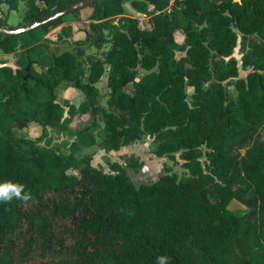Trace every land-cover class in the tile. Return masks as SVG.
<instances>
[{
  "label": "trees",
  "instance_id": "1",
  "mask_svg": "<svg viewBox=\"0 0 264 264\" xmlns=\"http://www.w3.org/2000/svg\"><path fill=\"white\" fill-rule=\"evenodd\" d=\"M20 1L26 25L77 0H0V7L16 10ZM124 1L85 6L87 40L97 48L110 42L86 69L75 53H53L45 41L82 8L22 33H0V52L15 56V67L0 64V182L21 183L31 196L0 202V264H158L160 256L166 264H264V0H131L149 15L148 28L124 14ZM238 32L241 63L251 68L245 77L233 55ZM105 65L106 109L96 86ZM139 68L147 72L137 80ZM231 79L235 98L227 91ZM62 81L85 96L68 112L92 119L68 153L17 133L34 125L47 137L48 127L61 126L65 109L55 89ZM99 114L105 150L152 136L154 154L179 152L188 174L167 169L135 184L119 163L107 172L78 157L81 145L95 143ZM233 200L247 210L229 208Z\"/></svg>",
  "mask_w": 264,
  "mask_h": 264
},
{
  "label": "rangeland",
  "instance_id": "2",
  "mask_svg": "<svg viewBox=\"0 0 264 264\" xmlns=\"http://www.w3.org/2000/svg\"><path fill=\"white\" fill-rule=\"evenodd\" d=\"M39 6L45 5V0H36ZM124 14L128 16L137 17L139 25L144 28L150 27V17L145 13L137 11L132 5L131 0H125ZM25 3L20 1L16 10L11 11L6 4L0 7V24L3 27H18L22 24V17L24 16ZM91 8L84 7L80 11V17L77 19L73 16H67L63 22L56 27L50 29L47 33L45 41L48 49L53 53H61L65 50L75 53L78 62L86 69L90 58L103 57L106 50L110 47V42H105L101 48H97L91 45L87 40L89 15ZM70 26L71 30L68 33L66 28ZM240 36L238 32V43L233 50V55L238 59L239 77H245L247 72L251 70L250 67H245L241 63L244 51L240 48ZM109 38L110 35L107 34ZM178 42L183 41V33L176 32L175 36ZM177 57L184 54L182 51L175 52ZM1 61H5L6 64L15 67V56L13 54H4L0 52V64ZM107 72L108 66L105 65V72L102 77L96 83L98 87V104L107 108V97L110 88L107 85ZM147 72V70L139 68L137 74V80ZM234 79L226 82L227 91L230 97L235 98L237 91L233 83ZM133 85L130 83L125 87V90L131 91ZM57 100L64 106L65 113L63 123L61 126L48 127L47 137H42L40 132L35 129L34 125H29L21 131H17L18 134H24L27 137L33 138L37 143L42 146L50 145L54 146L61 153H68L71 150V144L77 141V130L91 122V115L89 113L76 112L71 114L68 112V105L73 103L76 107L79 106L82 100H84V93L73 86L71 82L62 81L55 89ZM188 100L190 101V95L192 93L191 87H186ZM97 123L91 127V131L95 136V143L91 146L81 145L80 149L76 152L78 157L89 156L91 163L95 166L101 167L107 172H112L110 169V163H119L123 166L131 179L135 184L141 182H152L157 179L159 175L164 173L167 169L176 172L178 176L188 174V171L181 165L182 160L179 157V152L173 154V156L158 157L154 154L155 141L152 136H144L141 140L130 143L128 145L121 146L118 150H105L100 141L103 137V120L102 115L99 114L96 117ZM262 136L264 139V126H260ZM204 150V148H203ZM244 152V150H242ZM203 163L206 162V156L203 154L201 157ZM229 208L237 211H246L247 207L233 200L229 204ZM247 221H243L241 227H244Z\"/></svg>",
  "mask_w": 264,
  "mask_h": 264
},
{
  "label": "water",
  "instance_id": "3",
  "mask_svg": "<svg viewBox=\"0 0 264 264\" xmlns=\"http://www.w3.org/2000/svg\"><path fill=\"white\" fill-rule=\"evenodd\" d=\"M93 1H95V0H77V1L67 5L65 7H62L60 9L54 11L50 15H48V16L40 19V20L34 21V22L26 24V25H21V26L13 27V28L3 27L2 25H0V33L13 35V34H18V33H22V32L31 30V29H33L39 25H42L48 21H51L57 17L63 16L67 13H70V12L74 11L75 9H81Z\"/></svg>",
  "mask_w": 264,
  "mask_h": 264
},
{
  "label": "clouds",
  "instance_id": "4",
  "mask_svg": "<svg viewBox=\"0 0 264 264\" xmlns=\"http://www.w3.org/2000/svg\"><path fill=\"white\" fill-rule=\"evenodd\" d=\"M14 198L27 202L31 196L29 193L25 192V185L21 183L11 180L0 182V202H10ZM157 261L158 264H166L167 258L160 256L157 258Z\"/></svg>",
  "mask_w": 264,
  "mask_h": 264
},
{
  "label": "crops",
  "instance_id": "5",
  "mask_svg": "<svg viewBox=\"0 0 264 264\" xmlns=\"http://www.w3.org/2000/svg\"><path fill=\"white\" fill-rule=\"evenodd\" d=\"M11 11H14V10H11Z\"/></svg>",
  "mask_w": 264,
  "mask_h": 264
}]
</instances>
